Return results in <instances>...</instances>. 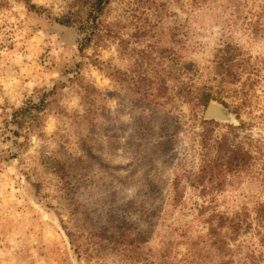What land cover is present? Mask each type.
I'll return each instance as SVG.
<instances>
[{"label": "rangeland", "instance_id": "rangeland-1", "mask_svg": "<svg viewBox=\"0 0 264 264\" xmlns=\"http://www.w3.org/2000/svg\"><path fill=\"white\" fill-rule=\"evenodd\" d=\"M72 1L0 0V264H217L209 204L249 216L234 264H264V182L247 173L205 196L189 185L208 106L185 101L186 80L230 104L211 100L234 115L214 120L239 124L231 110L249 88L237 140L261 141L264 161V0H114L107 22L126 43L84 50L58 20ZM228 42L247 59L230 86L215 70ZM32 106L41 118L20 127L15 113ZM104 225L142 233L137 251L100 240Z\"/></svg>", "mask_w": 264, "mask_h": 264}, {"label": "trees", "instance_id": "trees-1", "mask_svg": "<svg viewBox=\"0 0 264 264\" xmlns=\"http://www.w3.org/2000/svg\"><path fill=\"white\" fill-rule=\"evenodd\" d=\"M149 1L147 0L146 4H149ZM113 2L114 0H74L68 11L60 16L58 20L62 24L76 26L80 34L81 50L90 46L92 42L100 44L108 39H116L122 46V43L123 45L126 43L123 38L125 26L120 21L107 22V15L111 12ZM27 4L32 10L41 11V8L35 4L30 2H27ZM137 28L142 29L141 26H137ZM133 50L135 51V48ZM243 52L239 46L231 42L219 48L215 59V70L217 74L222 75L223 84L227 82V85L230 86L241 81L245 70L244 62H247L245 56L242 57ZM192 67V64H190L187 65L186 69L191 70ZM192 88L190 82L185 80V101H197L196 104L204 108L209 105L211 100L215 99L219 100L226 108H230L228 102L217 99L210 93L205 92L201 96H194ZM241 90V93L236 94L241 99L240 103L234 109H230L237 115L239 124L223 123L204 117L200 121L202 130L196 135V140L200 149L201 161L197 169L188 171L187 179L189 185L198 189L204 196L209 192L223 190L233 178L247 173H252L264 182L263 143L261 141L253 143L251 135L246 133L245 140H237L240 130L246 128V123L240 120V113L250 100V89L242 87ZM32 107L36 109L35 114L28 108H22L15 113V119L20 127L26 123L28 116L31 118L32 125L41 118L39 112L44 107ZM219 128H226V130L218 132ZM63 169L62 166H54V170L59 176V173L63 176ZM202 207L205 208L202 210L203 213L213 209L207 214L206 222H209L208 236L212 241V246H214L218 255L223 257L217 264H234L235 248L231 246V241H236L243 230V222H249V216L241 211L230 215L227 212L217 211L210 204L207 206L202 205ZM255 213V221L258 222L259 226H264V202L257 205ZM120 229L118 232H112L108 226L104 225L100 228L97 236L103 242H111L117 249H119L120 244H123L126 250L131 247L129 251H137L136 248L139 247L141 241L139 236L143 234L134 233L132 228L120 227ZM258 229L261 239L264 241V232L260 231V228ZM254 251L256 252V249ZM249 254L254 255L253 252ZM260 254L262 255L263 252H260Z\"/></svg>", "mask_w": 264, "mask_h": 264}, {"label": "water", "instance_id": "water-1", "mask_svg": "<svg viewBox=\"0 0 264 264\" xmlns=\"http://www.w3.org/2000/svg\"><path fill=\"white\" fill-rule=\"evenodd\" d=\"M206 119H219L225 122L234 121V115L229 113L223 105H220L216 102H210L206 111H205Z\"/></svg>", "mask_w": 264, "mask_h": 264}]
</instances>
